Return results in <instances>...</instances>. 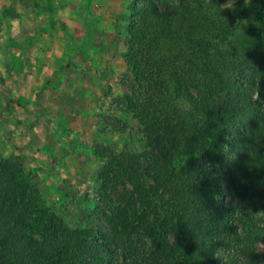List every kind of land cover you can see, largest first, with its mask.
Segmentation results:
<instances>
[{
    "label": "trees",
    "instance_id": "16d2710c",
    "mask_svg": "<svg viewBox=\"0 0 264 264\" xmlns=\"http://www.w3.org/2000/svg\"><path fill=\"white\" fill-rule=\"evenodd\" d=\"M126 32L115 106L146 150L106 156L105 227L69 226L2 158L0 264H264V0H136Z\"/></svg>",
    "mask_w": 264,
    "mask_h": 264
},
{
    "label": "rangeland",
    "instance_id": "374dc122",
    "mask_svg": "<svg viewBox=\"0 0 264 264\" xmlns=\"http://www.w3.org/2000/svg\"><path fill=\"white\" fill-rule=\"evenodd\" d=\"M135 1L0 0V159L19 156L42 204L74 228L105 227L106 156L146 150L141 126L115 106Z\"/></svg>",
    "mask_w": 264,
    "mask_h": 264
}]
</instances>
